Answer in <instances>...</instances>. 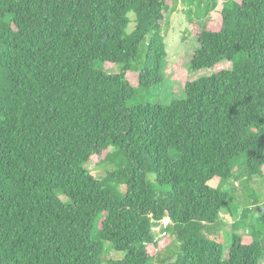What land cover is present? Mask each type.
Here are the masks:
<instances>
[{
  "label": "trees",
  "instance_id": "obj_1",
  "mask_svg": "<svg viewBox=\"0 0 264 264\" xmlns=\"http://www.w3.org/2000/svg\"><path fill=\"white\" fill-rule=\"evenodd\" d=\"M170 1L0 0V264H103L107 243L123 253L111 264L264 261V203L251 243L248 209L228 253L212 237L232 210L234 160L264 176V0H220L219 27L199 31L189 69L231 68L186 82L170 104L133 105L163 83ZM94 155L114 164L101 178ZM166 217L173 239L154 241Z\"/></svg>",
  "mask_w": 264,
  "mask_h": 264
},
{
  "label": "rangeland",
  "instance_id": "obj_2",
  "mask_svg": "<svg viewBox=\"0 0 264 264\" xmlns=\"http://www.w3.org/2000/svg\"><path fill=\"white\" fill-rule=\"evenodd\" d=\"M206 2L203 0L198 7V0L192 4L188 0H172L170 1L169 9L162 21L161 33L165 39L167 46V56L162 63L161 72L164 77L160 87H153L149 92L140 90L133 105L152 102L161 104H170L175 98L184 95L186 82L198 78L202 75L212 74L224 68H231L230 62H224L215 69L207 68L193 72L189 69L190 59L194 51L198 47V34L204 24H208L213 29L219 27L216 21L220 17L222 10L221 1L218 6L210 11H206ZM132 19L134 13H130ZM215 20V21H214ZM135 27V22L129 24L128 30L131 31ZM145 44L142 45L144 48ZM142 58L136 63L139 66L144 60L145 53L141 51ZM104 69L109 73H118L119 65L106 64ZM135 67L130 73L131 80L138 84ZM233 176L228 182L223 185L224 190L230 193V207L232 210L221 208L220 219L215 229L214 237L219 242L223 243L228 253L231 246L230 234L233 223L236 220L243 219V211L248 209L244 224H241L240 233L243 235L245 243H251L253 240L252 226L256 229L260 228L259 216L261 215V205L264 203V176L252 175L249 176L246 170V157L241 155L235 160ZM114 164L108 160H103V156L92 157L88 164L92 174L101 178L104 171L113 169ZM152 181L155 180L153 174L149 175ZM211 186H217L219 180L215 179L209 183ZM168 237H173L168 234ZM171 239V240H172ZM107 250L103 255V264H111L110 260L123 256V253H118L113 250L109 243L106 244ZM264 264V261L262 262Z\"/></svg>",
  "mask_w": 264,
  "mask_h": 264
},
{
  "label": "built area",
  "instance_id": "obj_3",
  "mask_svg": "<svg viewBox=\"0 0 264 264\" xmlns=\"http://www.w3.org/2000/svg\"><path fill=\"white\" fill-rule=\"evenodd\" d=\"M170 224V218L156 220L152 226L151 231L154 234V241H159L168 235V225Z\"/></svg>",
  "mask_w": 264,
  "mask_h": 264
}]
</instances>
